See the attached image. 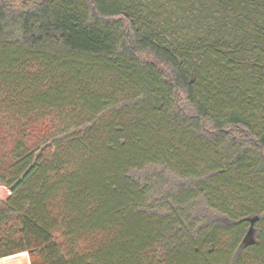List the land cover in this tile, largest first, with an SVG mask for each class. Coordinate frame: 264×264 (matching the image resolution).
<instances>
[{
    "label": "trees",
    "instance_id": "trees-1",
    "mask_svg": "<svg viewBox=\"0 0 264 264\" xmlns=\"http://www.w3.org/2000/svg\"><path fill=\"white\" fill-rule=\"evenodd\" d=\"M0 187V259L264 264V0H0Z\"/></svg>",
    "mask_w": 264,
    "mask_h": 264
},
{
    "label": "crops",
    "instance_id": "crops-1",
    "mask_svg": "<svg viewBox=\"0 0 264 264\" xmlns=\"http://www.w3.org/2000/svg\"><path fill=\"white\" fill-rule=\"evenodd\" d=\"M5 193L0 191V199L5 200L9 192L4 196ZM0 264H31L30 258L26 252L15 254L9 257L0 259Z\"/></svg>",
    "mask_w": 264,
    "mask_h": 264
},
{
    "label": "water",
    "instance_id": "water-1",
    "mask_svg": "<svg viewBox=\"0 0 264 264\" xmlns=\"http://www.w3.org/2000/svg\"><path fill=\"white\" fill-rule=\"evenodd\" d=\"M248 221L250 223V228H249L247 236L245 237V239L243 241L242 246L247 245L248 243H251V242H249V240L251 239V237H252V235L254 233L253 225L255 224V222L258 221V217H254L252 219H248Z\"/></svg>",
    "mask_w": 264,
    "mask_h": 264
},
{
    "label": "rangeland",
    "instance_id": "rangeland-1",
    "mask_svg": "<svg viewBox=\"0 0 264 264\" xmlns=\"http://www.w3.org/2000/svg\"><path fill=\"white\" fill-rule=\"evenodd\" d=\"M0 191L5 193L4 196L8 193V190L6 188H4V187H0ZM252 238H255V234L253 235Z\"/></svg>",
    "mask_w": 264,
    "mask_h": 264
}]
</instances>
